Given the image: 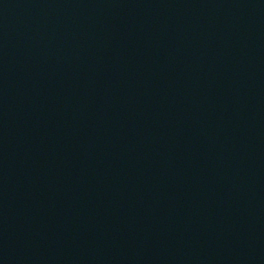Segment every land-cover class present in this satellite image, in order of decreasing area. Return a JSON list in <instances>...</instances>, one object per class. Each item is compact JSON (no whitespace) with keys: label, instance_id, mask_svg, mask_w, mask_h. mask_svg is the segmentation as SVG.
<instances>
[{"label":"water","instance_id":"1","mask_svg":"<svg viewBox=\"0 0 264 264\" xmlns=\"http://www.w3.org/2000/svg\"><path fill=\"white\" fill-rule=\"evenodd\" d=\"M0 264H264V0H0Z\"/></svg>","mask_w":264,"mask_h":264}]
</instances>
